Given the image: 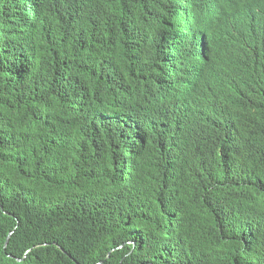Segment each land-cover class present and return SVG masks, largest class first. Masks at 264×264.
<instances>
[{
	"label": "trees",
	"instance_id": "1",
	"mask_svg": "<svg viewBox=\"0 0 264 264\" xmlns=\"http://www.w3.org/2000/svg\"><path fill=\"white\" fill-rule=\"evenodd\" d=\"M185 1L0 0V264H264V3Z\"/></svg>",
	"mask_w": 264,
	"mask_h": 264
},
{
	"label": "clouds",
	"instance_id": "2",
	"mask_svg": "<svg viewBox=\"0 0 264 264\" xmlns=\"http://www.w3.org/2000/svg\"><path fill=\"white\" fill-rule=\"evenodd\" d=\"M189 1V3H188ZM236 6L245 9L252 14L263 13L262 0H230ZM228 0H186L182 12V17L186 25L192 28L209 29L219 21L222 12L226 9ZM161 6L157 12L160 15ZM181 57H186L192 61L197 70L221 71L228 65L232 48L226 43H213L207 38H194L180 49ZM146 67V66H144ZM164 68L146 67V74L149 77L162 76ZM175 77L170 79L167 76L166 86L169 88L170 99L174 94L177 99V86L174 83Z\"/></svg>",
	"mask_w": 264,
	"mask_h": 264
},
{
	"label": "bare ground",
	"instance_id": "3",
	"mask_svg": "<svg viewBox=\"0 0 264 264\" xmlns=\"http://www.w3.org/2000/svg\"><path fill=\"white\" fill-rule=\"evenodd\" d=\"M181 1H183V0H180V7H182V3H181ZM188 3H189V1H188ZM163 7L165 8V5L163 4ZM160 15H161V19H160V21H161V24L163 23L162 22V18L164 17V14H163V10H162V7H161V10H160ZM174 25V24H173ZM171 31H173V28L171 29ZM160 87H161V85H160ZM157 88H159V87H157Z\"/></svg>",
	"mask_w": 264,
	"mask_h": 264
},
{
	"label": "water",
	"instance_id": "4",
	"mask_svg": "<svg viewBox=\"0 0 264 264\" xmlns=\"http://www.w3.org/2000/svg\"><path fill=\"white\" fill-rule=\"evenodd\" d=\"M7 246V242H6V244H5V247Z\"/></svg>",
	"mask_w": 264,
	"mask_h": 264
}]
</instances>
